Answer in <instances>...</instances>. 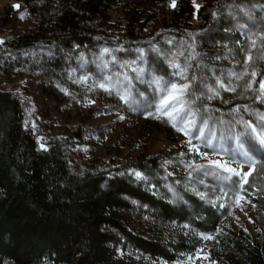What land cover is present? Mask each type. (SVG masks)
Listing matches in <instances>:
<instances>
[{
	"label": "rangeland",
	"instance_id": "rangeland-1",
	"mask_svg": "<svg viewBox=\"0 0 264 264\" xmlns=\"http://www.w3.org/2000/svg\"><path fill=\"white\" fill-rule=\"evenodd\" d=\"M11 3L0 0L3 43L40 23L39 16L29 14L16 1ZM191 3L190 23L179 31L172 30L178 28L177 4L168 5L164 11L139 3L128 6L127 11H109L93 22L94 46L77 50L70 56L69 79L64 83L50 82L43 76L41 62L53 54L45 46L30 52L0 55V90L11 92L23 102L26 125L35 131L40 149H48L53 141L65 146L73 172L84 174L94 170L108 176L127 175L147 184L159 181L160 194L177 205L191 193H203L206 200L218 204L223 217L222 229L209 234L212 238L205 239V249L195 256L182 257L173 263L216 264L208 251L220 242L227 229L243 230L253 240L264 239V213L252 203L258 193L264 194V152L251 131L242 134L244 125L239 123L251 121L257 132H264V121L260 119L264 116V93L254 90V80L249 75L252 66L242 59L247 53L240 51L236 37L228 33L244 35L248 53L253 55L256 49L251 47V41L257 37L256 14L264 6L261 2L239 0L215 5L217 24L209 29L199 14L209 0H191ZM143 13L148 15L147 21ZM105 48L109 51L104 52ZM160 61L169 68V77L156 71V63ZM174 64L188 69L185 75L191 80V89L183 99L185 110L195 113L194 117L187 118L194 120L191 140L198 151L189 146L190 137L177 131L167 116L156 111L162 95L166 94L163 88L171 82H185L176 75L179 70ZM246 67L247 73L241 79L231 76V73L244 72ZM218 79L236 91L220 88ZM249 80H253L252 87L246 88ZM101 83L106 88L99 87ZM49 85L54 90L48 89ZM208 87L218 90L220 96H213ZM209 96L213 98L208 99ZM199 129H203L204 135L196 139L200 136ZM237 134H242L239 143L233 139ZM209 140L212 147L207 146ZM242 149L250 150L260 163L243 185L241 194L245 199L237 205L229 186L238 178L232 176L231 181L225 180L223 177L230 174L215 169L209 161H228L233 167L239 164L248 171L249 165L236 155ZM154 156L160 159L162 173L147 177L138 169L124 171L126 163ZM137 172L142 177H137ZM120 214L134 226V232L147 238L153 237L156 231L162 236L168 233L167 228L156 226L135 211ZM118 250L120 256L137 264H169L153 260L125 240L118 245Z\"/></svg>",
	"mask_w": 264,
	"mask_h": 264
},
{
	"label": "trees",
	"instance_id": "trees-1",
	"mask_svg": "<svg viewBox=\"0 0 264 264\" xmlns=\"http://www.w3.org/2000/svg\"><path fill=\"white\" fill-rule=\"evenodd\" d=\"M15 1L29 14L39 16L40 23L0 45V55L45 46L53 54L41 62L43 76L61 83L69 79L70 56L94 46L95 20L111 10L127 11L135 3L153 5L161 11L172 4V0ZM226 1L209 0L200 9L207 28L217 24L215 5ZM239 1L264 6V0ZM176 4L178 28L173 27V31L189 24L193 12L191 0H176ZM143 18L147 21L148 15L143 13ZM256 19V34L264 32V8ZM228 33L236 37L240 51L248 53L246 37ZM256 40L250 65L257 72L253 88L259 92V81L264 80V48L258 36ZM242 59L245 63L244 55ZM156 64V71L169 77L167 65L163 61ZM48 89L54 90V86ZM133 168L147 177L164 171L156 156L128 162L124 171ZM146 182L127 175L108 176L102 171L73 172L65 146L53 141L48 149H40L35 131L26 125L23 102L0 90V264H137L120 256L122 240L155 261L173 264L205 249L200 233L209 235L222 229L218 204L191 193L177 205L160 194L159 181ZM252 203L264 213V194L258 193ZM122 211H135L156 226L167 228L168 233L162 236L156 231L151 238L137 234ZM208 252L216 264H264V239L253 240L243 230L227 229Z\"/></svg>",
	"mask_w": 264,
	"mask_h": 264
},
{
	"label": "snow or ice",
	"instance_id": "snow-or-ice-1",
	"mask_svg": "<svg viewBox=\"0 0 264 264\" xmlns=\"http://www.w3.org/2000/svg\"><path fill=\"white\" fill-rule=\"evenodd\" d=\"M176 6V0H172V7ZM15 7H19V5H16ZM198 8L199 5H196ZM216 13H213V16H215ZM21 18H23V13L21 14ZM260 38V47L264 48V32L255 34ZM0 43H3L2 40H0ZM194 47V46H193ZM251 47L253 49L257 48V40L252 39L251 41ZM104 52H108L109 49L105 48L103 49ZM116 58L113 57V60ZM254 57L251 52L247 53L246 55V61L251 64L253 62ZM175 68H177L179 71L176 73V75H179L182 77V79L185 81L183 83H177V82H171L170 84H167L163 88V92H165V95H162L159 104L160 106L157 107L156 111L158 113H161L163 116H167L168 121L172 124V127L176 128L177 131L182 132L185 136L190 137L188 144L190 147H192L194 150L198 149L196 148V145L192 144L191 137H193V133L190 131L191 127L194 124L193 119H188V116H193L195 113L193 112H188L185 110V101L184 97L186 94H188L189 90L191 89V80L189 79L188 76L185 75V72H187V68H181L179 64H174L173 65ZM190 67V66H189ZM247 73V67L245 68V71L237 74V73H231V76H234L237 80L241 79L245 74ZM253 80L257 76V72L255 70L251 71L249 74ZM253 80H249L246 84V88H251ZM159 83V82H158ZM216 83L219 84L220 88L225 89L226 91L230 92H235L236 88L235 87H229L228 84H226L223 80H217ZM260 85V90L262 93H264V80L259 81ZM101 88H106V85L104 83H101L99 85ZM208 91L213 93V96L219 97L220 92L216 90L215 88L208 87ZM213 96H209L208 99H212ZM259 98V97H258ZM121 99H124L123 96H121ZM127 102V101H126ZM238 110V109H237ZM160 118V117H157ZM260 119L264 121V116H261ZM239 123L244 125V130L242 134H247L249 131L256 137L257 143L260 146V150L264 152V132H257L256 127L252 125L251 121H243L240 120ZM200 136H196V139H200L203 135V129H199ZM242 134H237L236 136L233 137L238 143L240 142L241 135ZM208 147H212L211 140L207 142ZM41 147L43 148L44 145L42 144ZM242 147V146H241ZM202 155L207 156L208 153H202ZM237 156L242 157L243 161L246 162L249 167L248 171L243 170L242 165H237L236 167H233L232 164H230L228 161H223V160H210L209 163L215 167V169L222 170L223 172L229 173L230 175L224 176L223 178L227 181L232 180V176H236L238 178V181L233 182L229 186V190L233 191V194L235 196V203L238 205L241 201L245 199V196L242 195L243 191V185L248 183V177L251 175V173L255 170L256 165L260 163L252 154L250 150L247 149H242L240 152L236 153ZM232 163H236L233 161ZM211 174H215L214 172ZM137 177H142V174L137 172L135 173ZM239 188V190H237ZM201 198L205 197V194L199 193ZM227 195V193H225ZM209 203H212L211 200L208 201ZM200 235L204 239H210L209 235L205 233H200Z\"/></svg>",
	"mask_w": 264,
	"mask_h": 264
},
{
	"label": "crops",
	"instance_id": "crops-1",
	"mask_svg": "<svg viewBox=\"0 0 264 264\" xmlns=\"http://www.w3.org/2000/svg\"><path fill=\"white\" fill-rule=\"evenodd\" d=\"M9 3H11V1H12V3L14 4L15 3V1L14 0H7ZM11 3V4H12Z\"/></svg>",
	"mask_w": 264,
	"mask_h": 264
}]
</instances>
